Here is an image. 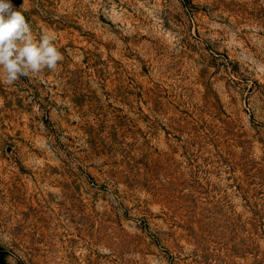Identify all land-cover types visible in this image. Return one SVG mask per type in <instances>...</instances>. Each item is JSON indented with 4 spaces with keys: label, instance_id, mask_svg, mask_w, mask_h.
<instances>
[{
    "label": "rangeland",
    "instance_id": "rangeland-1",
    "mask_svg": "<svg viewBox=\"0 0 264 264\" xmlns=\"http://www.w3.org/2000/svg\"><path fill=\"white\" fill-rule=\"evenodd\" d=\"M64 59L0 83V264H264V0H11Z\"/></svg>",
    "mask_w": 264,
    "mask_h": 264
},
{
    "label": "clouds",
    "instance_id": "clouds-1",
    "mask_svg": "<svg viewBox=\"0 0 264 264\" xmlns=\"http://www.w3.org/2000/svg\"><path fill=\"white\" fill-rule=\"evenodd\" d=\"M55 41L49 32L37 38L11 0H0V83L12 86L22 76L40 78L45 69L55 71L64 59Z\"/></svg>",
    "mask_w": 264,
    "mask_h": 264
}]
</instances>
